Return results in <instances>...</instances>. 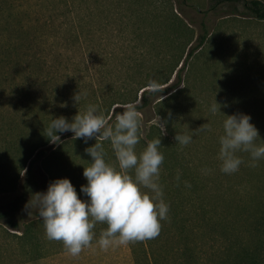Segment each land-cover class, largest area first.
I'll use <instances>...</instances> for the list:
<instances>
[{
  "label": "rangeland",
  "instance_id": "obj_1",
  "mask_svg": "<svg viewBox=\"0 0 264 264\" xmlns=\"http://www.w3.org/2000/svg\"><path fill=\"white\" fill-rule=\"evenodd\" d=\"M154 3L153 0H0V120L7 128L11 121L20 128L60 116L71 121L89 104L98 105V111H102L110 103L131 102L143 85L161 84L171 77L165 85L147 87L163 91L153 97L149 107L137 110L142 134L135 146L137 155L145 149L149 138L170 139L169 150L173 149L169 153L174 161L184 162V156L194 175L199 172L211 187L228 190L225 197L234 195L237 185L246 186L257 169L264 181V159L252 167L250 154L237 152L243 163L232 174L220 170L218 159L226 115L249 114L259 130L260 139L256 142L264 144V22L209 14L205 21L210 35L189 59L181 82L173 90L171 86L177 83V72L186 59L187 49L196 44L201 33L199 24L203 16L195 18L189 10L186 15L177 12L188 24L190 17L194 16L196 21L190 25L192 36L181 39L179 29L171 22L176 2L173 0V6L168 0ZM189 3L200 10L209 7V0H189ZM68 11L74 19L66 18ZM93 11L99 12V20H92ZM144 13L148 20L141 22ZM79 90L86 95L76 104L73 97ZM174 92L171 101L161 102ZM138 97L136 103L141 92ZM216 100L221 104H217L221 112L213 114L210 108ZM119 106L123 111V105ZM107 118L114 124V118ZM160 120L166 122L164 132ZM206 123L210 124V130L199 131ZM177 133L191 135L193 139L181 145L175 139ZM59 135L56 145L66 141L65 147L42 167L48 178H69L80 198L87 199L80 191L81 185L87 183L84 167L91 163L85 148L93 146L96 138L86 144L83 138L75 139L70 131ZM99 142L110 145L108 140ZM108 154V163L113 165V154ZM130 174L134 175L131 170ZM160 175L161 170L157 182L162 186ZM142 190L151 195L150 190ZM210 199L211 206L219 208L220 203L227 201L221 202L213 195ZM35 213L33 210L24 218L19 231L0 223V264H136L131 242L107 250L96 243L101 230L107 227L100 222L93 229L91 246L72 256L62 241L47 239L43 222Z\"/></svg>",
  "mask_w": 264,
  "mask_h": 264
},
{
  "label": "trees",
  "instance_id": "obj_2",
  "mask_svg": "<svg viewBox=\"0 0 264 264\" xmlns=\"http://www.w3.org/2000/svg\"><path fill=\"white\" fill-rule=\"evenodd\" d=\"M168 1L173 6V0ZM174 1L176 7L171 10L173 17L171 22L174 28L179 29L181 39L192 36L193 29L190 25L196 24L197 15L202 14L203 19L199 24L201 33L196 44L187 49L186 59L177 72V83L171 86L173 90L177 89L178 83L181 82L182 73L189 59L202 48L210 35V27L205 21L209 14L215 17L240 16L264 22L263 0H209V7L206 10H200L189 3V0ZM154 2L156 0H153ZM188 10L196 15L195 18L193 15V18H189V24L177 13L186 15ZM137 12L139 11H134L135 14ZM67 13V19H74L71 11ZM99 16V12L96 14L93 11L90 14L92 20H99ZM125 17H128L127 14ZM146 20L148 17L144 13L140 21ZM94 33L97 34V31ZM10 38L13 41L11 36ZM190 44L189 41L188 46ZM170 79L171 77L167 78L166 82L161 84L143 85L136 91L133 101L110 103L108 107H102V111L99 112L104 115L103 110L106 109L104 116L115 119V116L122 112L119 104H134L137 110L147 108L151 105L153 97L163 91L160 88L151 90L147 87L165 85ZM139 92L141 98L139 103H136L139 100ZM176 93L161 102L168 103ZM51 121L52 119H42L33 127L21 128L16 122L11 121L7 128L5 127L7 124H3L0 120V196H6L0 199V223L12 230L21 229V222L28 215L23 209L31 196L46 191L49 183L55 180L52 177L48 178L42 166L48 164L53 155L61 152L66 141L60 145L55 143L56 146L49 142L46 128ZM151 140L153 139L149 138V141ZM161 140L159 151L163 153L164 161L160 165V180L164 201L169 205V211L167 219L161 221L162 227L158 236L131 242L135 263L264 264L263 174H259L258 169L256 173L252 172V179L246 182L247 185H237L236 192L233 191L234 195L228 196V199L225 197L228 190L223 191L214 185L211 187L199 172L194 175L191 163L188 164L184 156V162L174 161L169 153L173 149L171 147L169 150L170 139ZM103 146L106 152L105 159L108 162V152L113 154L111 144H103ZM113 158L115 159L114 154ZM67 161L64 164H67ZM113 166L118 169L116 160ZM213 190H217L218 194ZM205 192L208 194L205 195ZM210 195H213L214 199L220 198L221 202L227 201L224 204L220 203L222 205L220 208L211 206ZM102 226L107 225L102 223Z\"/></svg>",
  "mask_w": 264,
  "mask_h": 264
},
{
  "label": "clouds",
  "instance_id": "obj_3",
  "mask_svg": "<svg viewBox=\"0 0 264 264\" xmlns=\"http://www.w3.org/2000/svg\"><path fill=\"white\" fill-rule=\"evenodd\" d=\"M85 95L81 90L74 94L76 104ZM217 104L221 106L216 100L210 108L213 114L221 112ZM226 117L223 134L219 137L220 170L226 174L239 170L243 160L236 155L237 152L249 153L250 166L255 167L260 159H264V144L256 142L260 134L251 122V116L240 113ZM140 123V113L134 104L123 105V111L115 116L114 124L98 111V105L89 104L71 121L60 116L47 126L46 137L52 144L60 140L59 134L69 131L74 133L75 139L83 138L86 144L94 137L97 141L85 148L91 163L84 167L83 176L87 183L81 185L80 191L87 199L80 198L69 178H57L49 183L46 191L34 193L23 209L29 216L35 210L43 222L47 239L62 241L72 256L91 246L97 222L107 225L96 241L103 250L159 235L161 221L167 219L169 211V205L163 199L162 186L157 182L164 155L159 151L160 138L149 141L137 155L135 146L142 135ZM165 125L166 122L160 120L162 132ZM207 130H210L208 123L199 129ZM175 139L177 143L187 145L193 136L177 133ZM100 140L110 141L118 169L106 161ZM142 189L150 190L151 195Z\"/></svg>",
  "mask_w": 264,
  "mask_h": 264
}]
</instances>
